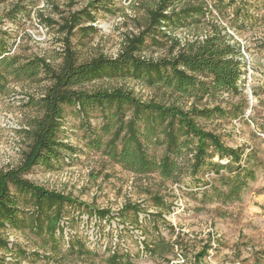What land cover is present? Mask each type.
I'll return each instance as SVG.
<instances>
[{"label":"trees","instance_id":"16d2710c","mask_svg":"<svg viewBox=\"0 0 264 264\" xmlns=\"http://www.w3.org/2000/svg\"><path fill=\"white\" fill-rule=\"evenodd\" d=\"M112 1L96 0L104 8ZM224 1L156 0L155 5L147 9L144 26L138 34L125 37L116 57L98 54L79 61L70 38L82 21H93L94 16L88 10L93 2H89L84 9L69 13L62 18L61 23H57V33L63 37L61 60L56 67L41 56L20 61L18 55L9 53L6 34L0 28V90L5 88L10 78L34 81L41 72L48 80L36 100L30 97L39 113L22 130L28 142L22 152L21 163L16 168L0 170V264H5L6 258L18 261L16 257L26 258L29 255L53 264H63L67 259L93 260L96 253L89 250L80 236H68L65 206L84 208L93 221L107 222L114 215L108 208H96L79 202L23 176L33 166L49 163L60 154L63 163L78 157L79 149L68 143V136L64 133L65 106H71L87 118L90 109L99 108L103 111L101 131L89 136L84 145L100 151L123 169L136 175L157 172L162 179L177 180L178 160L187 152V165L192 176L206 169L201 176L202 182L195 187L197 192L221 203L241 200L248 183L255 179L261 162L253 159V151L243 146L225 144L219 134L201 126L197 119L237 116L243 107L226 110L219 105L209 107L196 102L205 96L212 97L223 92L241 93L238 85L240 65L233 57L236 45L226 41L224 26L217 18H213L208 25L211 32L205 40L188 42L178 49V40L161 29V26L173 30L190 28L193 24L202 23L207 15H211L213 8L223 13L232 5L233 10L227 20L229 27L242 29L257 22L264 26V0ZM259 2L262 12L256 14L254 7ZM19 7L24 9L15 4L6 15L14 17ZM40 19L48 26L56 23L41 14ZM94 29L93 26L79 28L82 32ZM156 35L164 38L163 43L169 47V53L157 59L142 58L140 54L144 51L147 38L157 45L163 44L155 38ZM118 77L143 83L147 87L158 85L168 90L171 96L177 95L179 99L192 101L181 104L177 98L168 103L154 98L142 100L124 86L97 87L92 90L84 87L88 82ZM64 139L66 142H63ZM158 144L163 147L162 153L154 158L148 148ZM152 201L158 209L154 214L145 213V216L148 219H151L150 216L162 217V209L167 204L157 195L152 197ZM142 210L141 203L127 202L115 214L119 221L125 219L127 222L123 223L128 224L126 215L131 213L137 223ZM10 228L30 231L37 239L34 249L29 252L10 241L6 233ZM139 242L143 246L142 251L144 249L152 256L163 257L173 252V243L161 236L151 240L142 238ZM204 253L205 246L194 260H200ZM130 259L126 251L112 249L106 261L109 264H130Z\"/></svg>","mask_w":264,"mask_h":264},{"label":"rangeland","instance_id":"374dc122","mask_svg":"<svg viewBox=\"0 0 264 264\" xmlns=\"http://www.w3.org/2000/svg\"><path fill=\"white\" fill-rule=\"evenodd\" d=\"M208 1L212 3V0ZM89 2H93L92 7L88 8L94 16L93 21H82L70 38L79 61L98 54L116 57L123 47L125 37L138 34L144 26L147 9L153 7L156 0H113L106 8L96 0H0V28L6 34L9 53L18 55L20 61H28L35 56L45 57L56 67L61 60L63 37L57 33V23H61L62 18L69 13L84 9ZM15 4L24 9L19 7L20 10L14 17H8L6 14ZM260 4L259 2L254 7L256 14L262 12ZM233 6L227 7L223 13L213 8L211 15H207L202 23L193 24L188 28L189 31L195 34L203 30L211 32L208 25L213 18L228 26L227 20ZM40 14L56 23L46 25L40 19ZM88 26L95 29L89 32L79 30L80 27ZM232 28L236 36L248 45L253 70L248 86L243 87L239 94L232 93L227 97L222 94L205 96L196 102L209 107L219 105L226 110L236 109L238 106L243 107V110L237 116L198 118L197 121L204 128L219 134L228 146H243L255 153L253 159L261 163L257 167V177L252 181L251 191L246 190L240 201L227 203L201 195L195 187L202 182L201 176L206 169L203 168L197 176H192L187 165V152L178 160L177 180L162 179L157 172L136 175L125 170L100 151L84 145L89 136L101 131L103 111L99 108L90 109L87 118L82 117L71 106H65L64 133L68 136V143L79 149L78 157H72L69 163H63L60 154L49 163L33 166L23 176L35 184L69 195L79 202L96 208H108L114 215L107 222L93 221L84 208L77 205L65 206V220L68 222L65 223V229L68 236H80L96 256L93 260L67 259L63 264H109L106 258L112 249L126 251L131 258L130 264H264V26L257 22L242 29ZM188 29L185 28L186 34ZM155 38L161 43L164 41L161 35H156ZM143 49L140 55L145 59H157L169 53V47L164 46V43L157 45L150 38L146 39ZM47 84L46 76L40 72L34 81L10 78L5 88L0 90V170L16 168L21 163L22 152L28 142L22 130L39 113L30 97L33 96L36 100ZM115 86L132 90L142 100L154 98L168 103L179 99L177 95L171 96L168 90L158 85L147 87L143 83L121 77L103 78L84 85L89 90ZM179 101L181 104L188 101L189 104L192 99ZM260 132L263 136L258 134ZM63 142H66L65 139ZM162 149L158 144L149 147L148 151L152 157L158 158ZM154 195L161 196L167 207H163L162 217L150 216L151 219H148L145 213L154 214L158 209L153 205ZM127 202L141 203L143 207L137 223L131 213L126 215L128 224L123 223L127 222L125 219L119 221L115 214ZM6 233L17 245L29 252L37 242L26 229L10 228ZM159 236L173 243L172 253L157 257L144 249L142 251L143 246L139 240H151ZM204 246V255L195 261L196 255ZM178 256L180 258L176 262ZM16 258L18 261L6 258L5 264H53L31 255Z\"/></svg>","mask_w":264,"mask_h":264},{"label":"built area","instance_id":"2783aa9c","mask_svg":"<svg viewBox=\"0 0 264 264\" xmlns=\"http://www.w3.org/2000/svg\"><path fill=\"white\" fill-rule=\"evenodd\" d=\"M222 24V26H224V30L223 32L226 34V41L229 44H235L236 45V53L233 55L234 59H236L239 62L240 65V75H239V80H238V85L239 87L242 89L243 87L245 88L246 86H248V82L250 81V77L253 73L252 70V64H251V58L248 52V45L247 42L244 40H242L241 38H238L235 34V31L233 28L227 26L225 23L220 22ZM185 28L187 27H179L176 29H169L165 26H161V29L164 33L175 37L179 44L177 46L176 49L184 47L186 43L188 42H193V41H203L205 40V38L208 36V34L210 33L208 30H203L201 33H193L191 31H189V29L187 30V33H185ZM185 33V36L183 38H181V35ZM62 50V49H61ZM223 97H227L228 93L223 92L222 93ZM261 136H263V133H258ZM68 160V159H66ZM8 235V234H7ZM8 239L10 241H13L12 238L10 236H8ZM180 258V256L177 257L176 262H178V259ZM179 261H182L179 260Z\"/></svg>","mask_w":264,"mask_h":264},{"label":"crops","instance_id":"0c3cea01","mask_svg":"<svg viewBox=\"0 0 264 264\" xmlns=\"http://www.w3.org/2000/svg\"><path fill=\"white\" fill-rule=\"evenodd\" d=\"M256 177H257V173H255V179H256ZM255 179H254V180H255ZM254 180H253V181H254ZM251 184H252V181H250V182L248 183V188H247V190H250V191H251ZM243 195H244V194H243ZM243 195H242V196H243ZM241 199H242V197H241Z\"/></svg>","mask_w":264,"mask_h":264}]
</instances>
